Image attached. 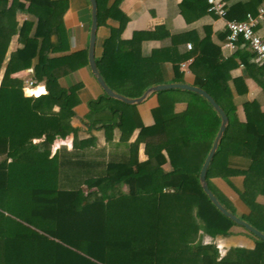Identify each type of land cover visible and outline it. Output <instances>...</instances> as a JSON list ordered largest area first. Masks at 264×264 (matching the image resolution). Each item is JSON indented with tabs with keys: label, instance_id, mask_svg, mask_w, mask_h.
Segmentation results:
<instances>
[{
	"label": "trees",
	"instance_id": "obj_1",
	"mask_svg": "<svg viewBox=\"0 0 264 264\" xmlns=\"http://www.w3.org/2000/svg\"><path fill=\"white\" fill-rule=\"evenodd\" d=\"M120 1L96 0L98 25L107 18L119 21L95 57L103 79L114 91L135 97L158 83L165 61L172 64L173 79L182 81L180 63L192 57L194 85L228 118L206 171L208 186L227 209L264 232V110L257 100L243 101L244 128H235L228 71L236 62L225 58L224 35L212 39L205 28L192 49L180 51L183 34H174L170 46L131 62L120 48L126 22ZM224 1L227 18L243 19L264 0ZM67 6L68 0H0V264H264V240L223 215L199 184L220 123L205 98L180 88L157 91L153 123L146 126L136 104L102 91L87 102V135L71 125L82 84L64 86L59 79L86 64L87 56H51L70 46L63 21ZM20 12L26 17L19 22ZM246 68L264 94V64ZM26 69L44 93L25 94V78L18 73ZM177 101L186 102L183 111H174ZM68 135L71 146L54 149L55 140ZM216 177L236 193L235 207L212 185ZM234 226L253 238L252 246L230 245L220 255L215 243L201 238L228 235Z\"/></svg>",
	"mask_w": 264,
	"mask_h": 264
},
{
	"label": "crops",
	"instance_id": "obj_2",
	"mask_svg": "<svg viewBox=\"0 0 264 264\" xmlns=\"http://www.w3.org/2000/svg\"><path fill=\"white\" fill-rule=\"evenodd\" d=\"M264 6V1L260 6ZM119 11L126 16V22L122 28L120 35V48L128 56L131 62H139L142 57L150 55L157 48L170 46L171 36L182 33V38L179 40L177 48L180 51L190 50L193 48L194 42L204 34L205 28H210L212 39L219 38V34L226 35L225 19L208 12L204 8V2L201 0H121L118 5ZM258 12V10H257ZM257 12L253 15H256ZM236 16V15H235ZM235 16L232 18L236 19ZM26 17L25 12H20L17 18L22 21ZM64 25L68 31L70 46L66 52L53 54L51 56H63L70 54H79L87 56L88 32L90 25V6L88 0H68V6L63 15ZM119 21L113 18H107L106 24L98 25L96 30L95 40V57L101 53V45L105 38L109 36L110 27H117ZM256 33L264 39V13L255 26ZM218 36V38H217ZM189 43L190 48L186 46ZM15 41L11 43V48L15 47ZM184 45L186 47H184ZM225 58H231L235 65L230 67L228 71V81L233 86L235 94L236 111L238 122L235 128L242 130L245 124V113L242 102L245 100H257L264 110V94L261 88L252 77V72H248L246 64H251L254 61L252 53L247 47L239 45L237 49L231 51L226 49ZM87 58V57H86ZM192 57L180 63L182 71V81H175L172 64L165 61L161 67V73L155 79L159 83L170 82H186L194 85V74L189 69V63ZM184 64V65H182ZM31 69H26L19 72L25 79L31 78ZM153 79V80H155ZM60 83L68 86L72 83L81 82V87L78 90L79 103L74 107V114L71 117L70 123L73 127L80 129V132L87 135V127L84 125L85 116L88 113L87 102L94 99L102 93V89L92 76L88 61L82 64L76 70L59 79ZM33 94L37 90L43 89L42 83L32 85ZM41 94V93H40ZM39 95V94H36ZM158 105V96L154 92L150 94L146 100L136 104V109L141 122L144 125L153 123L151 110ZM186 108V102L177 101L174 104V111L180 112ZM137 133L134 130L132 138ZM98 138V144H104V138L101 131H94ZM72 135H68L65 139H57L54 142V149L60 145L71 146ZM139 160L146 158L143 150V143L139 144L138 149ZM165 169H169V165H164ZM212 185L216 190L225 195L235 207L237 205L236 193L227 185L221 178L216 177L211 179ZM236 238L241 239L243 246H252L253 240L242 233H236ZM233 245V244H232Z\"/></svg>",
	"mask_w": 264,
	"mask_h": 264
},
{
	"label": "water",
	"instance_id": "obj_3",
	"mask_svg": "<svg viewBox=\"0 0 264 264\" xmlns=\"http://www.w3.org/2000/svg\"><path fill=\"white\" fill-rule=\"evenodd\" d=\"M88 2L90 6V25H89V32H88V44H87V61H88L89 70L92 76L95 78L98 85L100 86V88L102 89V91L107 96L115 98L117 100H120L128 104H139L143 102L144 100H146V98L150 94L163 90V89H171V88H180V89L192 91V92L199 94L203 98H205V100H207V102H209L212 108L218 113L220 117V123L216 131V134L213 138V141L211 143V146L201 164L199 174H198L199 184L203 192L208 196L209 200L214 204V206L223 215L231 219L235 224L242 226L245 230H247L251 234L264 240V232H262L255 226L251 225L248 221L240 218L237 214L227 209L219 201V199L212 192V190L209 188L207 180H206V171H207L208 165L210 161L212 160V157L219 145L223 132L228 123V118L224 110L218 105V103L214 100V98L209 93H207L204 89L196 85L186 83V82H170V83H159V84L150 85L139 96H135V97L125 96L111 89L108 86V84L105 82V80L103 79L102 75L100 74L97 68V65H96V61H95V40H96V30L98 26L97 2L96 0H88Z\"/></svg>",
	"mask_w": 264,
	"mask_h": 264
},
{
	"label": "built area",
	"instance_id": "obj_4",
	"mask_svg": "<svg viewBox=\"0 0 264 264\" xmlns=\"http://www.w3.org/2000/svg\"><path fill=\"white\" fill-rule=\"evenodd\" d=\"M207 10L218 17L226 18L228 6L224 0H205ZM264 13V6L259 7L256 15L246 13L243 19H225L226 35L223 42V47L228 50H235L239 46V40H243L240 45H245L253 55L255 62L264 64V39L259 36L254 27L256 23L262 19ZM188 48L191 47L189 43L186 44ZM184 65V64H182ZM33 81L25 79L24 92L26 89L32 88Z\"/></svg>",
	"mask_w": 264,
	"mask_h": 264
},
{
	"label": "rangeland",
	"instance_id": "obj_5",
	"mask_svg": "<svg viewBox=\"0 0 264 264\" xmlns=\"http://www.w3.org/2000/svg\"><path fill=\"white\" fill-rule=\"evenodd\" d=\"M236 233L245 234L246 236H248L249 238H251L253 240V238L248 233H246L241 227H238V226H234L228 235H214V236H212V235L205 233V234H203V237H201V238L204 242L215 243L217 248H218V252L221 255L225 252V249L228 246H230L232 244L236 245V244L242 243L241 239H237L238 237L236 238V236H235Z\"/></svg>",
	"mask_w": 264,
	"mask_h": 264
}]
</instances>
